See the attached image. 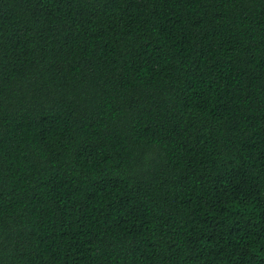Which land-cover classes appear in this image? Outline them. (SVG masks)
<instances>
[{
    "label": "trees",
    "instance_id": "16d2710c",
    "mask_svg": "<svg viewBox=\"0 0 264 264\" xmlns=\"http://www.w3.org/2000/svg\"><path fill=\"white\" fill-rule=\"evenodd\" d=\"M0 264H264V0H0Z\"/></svg>",
    "mask_w": 264,
    "mask_h": 264
}]
</instances>
